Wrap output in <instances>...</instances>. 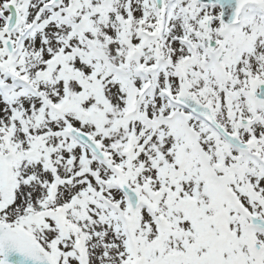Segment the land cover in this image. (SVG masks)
<instances>
[{"label":"snow or ice","instance_id":"obj_1","mask_svg":"<svg viewBox=\"0 0 264 264\" xmlns=\"http://www.w3.org/2000/svg\"><path fill=\"white\" fill-rule=\"evenodd\" d=\"M0 264H264V0H0Z\"/></svg>","mask_w":264,"mask_h":264}]
</instances>
